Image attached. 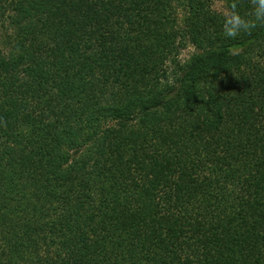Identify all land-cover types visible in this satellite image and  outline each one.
Segmentation results:
<instances>
[{"label":"trees","instance_id":"obj_1","mask_svg":"<svg viewBox=\"0 0 264 264\" xmlns=\"http://www.w3.org/2000/svg\"><path fill=\"white\" fill-rule=\"evenodd\" d=\"M214 3L0 0V264H264V25Z\"/></svg>","mask_w":264,"mask_h":264},{"label":"clouds","instance_id":"obj_2","mask_svg":"<svg viewBox=\"0 0 264 264\" xmlns=\"http://www.w3.org/2000/svg\"><path fill=\"white\" fill-rule=\"evenodd\" d=\"M210 10L221 18L220 28L227 39H235L264 25V0H250L248 13H241L235 0L227 7L214 3Z\"/></svg>","mask_w":264,"mask_h":264},{"label":"rangeland","instance_id":"obj_3","mask_svg":"<svg viewBox=\"0 0 264 264\" xmlns=\"http://www.w3.org/2000/svg\"><path fill=\"white\" fill-rule=\"evenodd\" d=\"M215 3H217V4H221V5H223V6H225L226 4H225V2L223 1V0H215ZM226 7V6H225ZM193 52V48L192 47H188V48H186V49H184L183 51H182V53L180 54V57L182 58V59H187L189 56H190V54Z\"/></svg>","mask_w":264,"mask_h":264}]
</instances>
